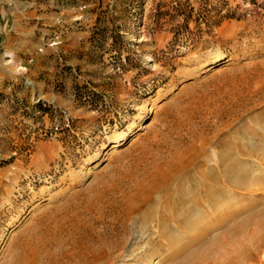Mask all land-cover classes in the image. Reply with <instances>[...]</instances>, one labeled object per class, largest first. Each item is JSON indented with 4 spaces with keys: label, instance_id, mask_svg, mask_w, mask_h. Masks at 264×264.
Returning <instances> with one entry per match:
<instances>
[{
    "label": "rangeland",
    "instance_id": "1",
    "mask_svg": "<svg viewBox=\"0 0 264 264\" xmlns=\"http://www.w3.org/2000/svg\"><path fill=\"white\" fill-rule=\"evenodd\" d=\"M263 130L264 0H0V264L40 237L43 264H69L75 230L119 232L134 264H163L165 240L137 248L130 194L160 181L174 143L199 170L226 143L250 172L232 209H262ZM238 259L264 264V245Z\"/></svg>",
    "mask_w": 264,
    "mask_h": 264
},
{
    "label": "bare ground",
    "instance_id": "2",
    "mask_svg": "<svg viewBox=\"0 0 264 264\" xmlns=\"http://www.w3.org/2000/svg\"><path fill=\"white\" fill-rule=\"evenodd\" d=\"M259 137L264 138V130ZM122 140L124 138L119 135L112 148L118 149ZM172 147V157L165 161V167H156L160 172L154 175L160 181L140 185L139 190L129 196L132 202L129 210L139 211L130 221V228L138 227L139 238L144 241L137 248L149 251L148 245L154 237L165 240L163 243L157 241L159 248L167 252L163 264H241L240 259L236 260L238 255L248 259L257 254L264 245V222L259 232L256 229L246 232V229L253 217L264 211V206L247 215H242L245 214L242 210L232 209L230 201L234 187L246 189L250 172L238 162L230 146L224 143L218 165L206 163L200 170L198 166L202 161L197 149L186 155L185 148L180 151L175 143ZM258 152L264 164V150ZM169 181L171 186L167 185ZM156 189L166 191L164 199L155 194ZM152 196L154 200L143 206ZM212 218L215 221H208ZM122 228L127 229L124 225ZM184 236L189 238L188 247L179 244ZM50 240L60 248L64 244L54 234ZM69 243L72 250L69 264H110L117 259L123 260L122 264H134V244L127 246L125 236L119 232L111 231L92 241L79 236L75 230L69 235ZM40 246L48 247L47 238L26 241L21 246V254L14 256L11 264H43ZM45 250L49 262L55 263L53 253Z\"/></svg>",
    "mask_w": 264,
    "mask_h": 264
},
{
    "label": "trees",
    "instance_id": "3",
    "mask_svg": "<svg viewBox=\"0 0 264 264\" xmlns=\"http://www.w3.org/2000/svg\"><path fill=\"white\" fill-rule=\"evenodd\" d=\"M102 33H104L106 31V29L100 30ZM97 32V31H96ZM95 33V31H94ZM40 106V105H39ZM41 107V106H40Z\"/></svg>",
    "mask_w": 264,
    "mask_h": 264
}]
</instances>
